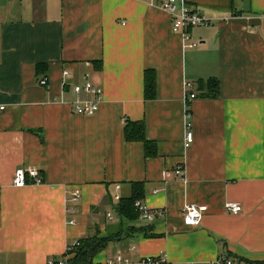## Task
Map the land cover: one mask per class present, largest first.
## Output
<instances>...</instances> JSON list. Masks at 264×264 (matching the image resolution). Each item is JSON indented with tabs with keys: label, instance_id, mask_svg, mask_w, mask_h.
I'll return each mask as SVG.
<instances>
[{
	"label": "crops",
	"instance_id": "1",
	"mask_svg": "<svg viewBox=\"0 0 264 264\" xmlns=\"http://www.w3.org/2000/svg\"><path fill=\"white\" fill-rule=\"evenodd\" d=\"M161 1L0 0V264H49L95 234L111 240L93 264L121 250L166 254L169 264L221 254L264 262V0H185L229 17L192 28L194 48ZM88 76L103 89L89 116L72 110V86ZM19 167L39 169L44 182L14 186ZM118 185L121 198L137 186L163 214L123 218ZM75 187L82 199L70 215ZM228 201L243 211L229 213ZM190 203L208 206L197 226L184 220Z\"/></svg>",
	"mask_w": 264,
	"mask_h": 264
},
{
	"label": "built area",
	"instance_id": "2",
	"mask_svg": "<svg viewBox=\"0 0 264 264\" xmlns=\"http://www.w3.org/2000/svg\"><path fill=\"white\" fill-rule=\"evenodd\" d=\"M161 8L168 12L172 18V30L176 33H180L184 40V46L188 48H194L198 45V42L193 39L190 30L197 26L211 25L215 19L228 20L229 17L221 16L214 17L208 15L201 9H196L190 6L185 0H162ZM70 74L68 70L63 71L64 77ZM40 85L46 86L49 83L48 77L43 76L39 80ZM66 81L64 80V84ZM186 86L190 88L191 83H187ZM72 90L76 96L72 102L73 112L81 115H93L99 109L103 101V89L100 85L96 84L89 76L83 82H76L72 86ZM84 95V96H83ZM190 98H194L195 94L191 93ZM1 108H4L3 106ZM188 126L185 137V146L189 147L194 141V133L191 127L190 119L191 113L187 115ZM177 175L186 180V171L182 166L177 167ZM44 182V177L39 169L35 167H19L16 169L13 177V185L16 187H24L29 183L40 185ZM120 185L117 186L116 199L121 198L119 192ZM82 199V192L79 187L72 188L71 195L67 198V211L68 214H74L78 209V205ZM0 202H1V185H0ZM135 207L140 213V217H143L149 221H153L156 217L163 214V209H151L146 206L141 200L135 202ZM226 210L232 214H239L243 211V206L236 201H228L225 205ZM208 206L204 204L190 203L184 207V220L189 226H197L204 214L207 212ZM108 219H112V213H107ZM76 219L71 216L69 223L74 224ZM80 244V240H75L68 244L66 248L67 254L73 251V249ZM133 250V249H132ZM135 250V248H134ZM66 261V257L60 259V263ZM53 260L49 261L52 264ZM98 264H169L166 254L139 256L137 258L132 257L127 251L121 250L116 255L108 258L104 262ZM209 264H238L232 257L227 254H221L216 260Z\"/></svg>",
	"mask_w": 264,
	"mask_h": 264
},
{
	"label": "trees",
	"instance_id": "3",
	"mask_svg": "<svg viewBox=\"0 0 264 264\" xmlns=\"http://www.w3.org/2000/svg\"><path fill=\"white\" fill-rule=\"evenodd\" d=\"M152 85H153V80L150 79V74L148 71L147 72L148 95L151 94ZM218 87H219L218 80L213 79L210 82L209 92H211L212 95H216ZM187 113L190 114L191 110H188ZM133 125H135V123L129 122L126 128L129 138H136L133 135L129 134V131ZM137 125L140 132L139 136L143 140H145L144 125L141 124H137ZM134 188L135 190L133 191V194L131 196L121 198L118 204L116 205L119 214L123 218H127L131 221L137 220L140 217V213L135 207V202L137 200H140L139 198H140L141 190L137 189V186H135ZM109 240H111L110 236H100L98 234L81 238L80 244L76 246L72 252H70L69 254L67 253L64 254L63 258L66 257V261L63 262L62 264H93L94 258L99 252L105 249ZM60 259H54L52 264H61ZM248 264H264V262L249 261Z\"/></svg>",
	"mask_w": 264,
	"mask_h": 264
}]
</instances>
